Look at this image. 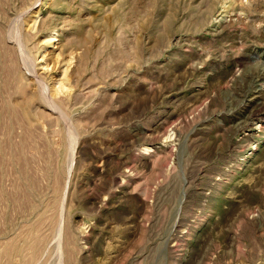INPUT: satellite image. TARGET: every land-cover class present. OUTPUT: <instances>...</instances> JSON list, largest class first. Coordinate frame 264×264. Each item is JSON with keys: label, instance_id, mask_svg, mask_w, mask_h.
<instances>
[{"label": "rangeland", "instance_id": "rangeland-1", "mask_svg": "<svg viewBox=\"0 0 264 264\" xmlns=\"http://www.w3.org/2000/svg\"><path fill=\"white\" fill-rule=\"evenodd\" d=\"M0 264H264V0H0Z\"/></svg>", "mask_w": 264, "mask_h": 264}, {"label": "bare ground", "instance_id": "bare-ground-1", "mask_svg": "<svg viewBox=\"0 0 264 264\" xmlns=\"http://www.w3.org/2000/svg\"><path fill=\"white\" fill-rule=\"evenodd\" d=\"M255 114V113H254ZM258 126V125H257ZM259 127V126H258ZM246 134V133H245Z\"/></svg>", "mask_w": 264, "mask_h": 264}]
</instances>
